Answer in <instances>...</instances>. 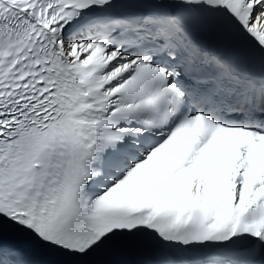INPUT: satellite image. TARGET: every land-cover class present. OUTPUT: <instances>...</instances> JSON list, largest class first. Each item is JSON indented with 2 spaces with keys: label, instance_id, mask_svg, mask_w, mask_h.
Instances as JSON below:
<instances>
[{
  "label": "snow or ice",
  "instance_id": "6c2138e0",
  "mask_svg": "<svg viewBox=\"0 0 264 264\" xmlns=\"http://www.w3.org/2000/svg\"><path fill=\"white\" fill-rule=\"evenodd\" d=\"M0 264H264V0H0Z\"/></svg>",
  "mask_w": 264,
  "mask_h": 264
}]
</instances>
